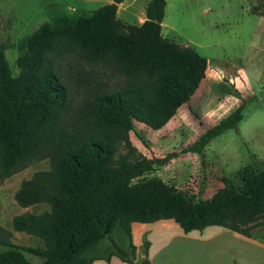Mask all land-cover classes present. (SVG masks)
<instances>
[{"label": "trees", "instance_id": "1", "mask_svg": "<svg viewBox=\"0 0 264 264\" xmlns=\"http://www.w3.org/2000/svg\"><path fill=\"white\" fill-rule=\"evenodd\" d=\"M122 1L111 0L76 19L40 24L18 43L23 51L15 76L5 55L7 45L0 41V181L45 148L50 167L24 179L14 198L22 206L42 201L51 206L11 219L13 230L40 237L44 247L14 242L12 231L0 224V264H91L106 238L122 260L150 264L147 254L134 262L133 221L172 218L185 232L216 224L247 236L256 222H264L259 220L264 217V167L242 175L245 190L209 206L188 203L158 176L133 181L177 154L132 157L129 131L134 120L162 127L199 86L207 59L162 36L166 0H149L140 24L117 17ZM67 51L113 63L126 83L99 92L90 107L71 115L68 87L55 68V58ZM244 107L241 103L206 128L183 151L203 153L212 138L237 127ZM122 145L128 152L119 150ZM116 227L127 234L129 249L113 239ZM24 250L44 260L32 261Z\"/></svg>", "mask_w": 264, "mask_h": 264}, {"label": "rangeland", "instance_id": "2", "mask_svg": "<svg viewBox=\"0 0 264 264\" xmlns=\"http://www.w3.org/2000/svg\"><path fill=\"white\" fill-rule=\"evenodd\" d=\"M107 1L0 0V41L7 45L5 55L12 75L19 73L17 57L23 49L18 47V43L40 24L89 15ZM148 1L123 0L117 7V17L126 24L142 23L146 18ZM254 5H259L260 8L254 10ZM262 12L264 13V0H166L161 22L162 36L194 48L206 57L207 67L205 76L190 99L181 104L162 127L154 129L144 122L134 120L133 129L129 131L133 146L129 152L132 157L138 154L148 157L163 156L171 151L177 154L166 164L155 166L133 181L158 176L172 191L181 193L188 203L201 201L209 206L228 195L245 190L242 175L264 167ZM55 68L69 90L68 112L76 117L91 106L96 94L126 83L125 76L113 63L91 60L75 51L57 56ZM241 103L245 106L244 116L237 127L212 138L203 153L183 151L206 128ZM119 150L128 152V147L122 145ZM49 167L50 157L46 149L41 147L0 181L2 226L12 231L11 217L15 214L39 213L51 208L44 201L22 206L14 198L16 189L24 179L29 178L36 170ZM259 220H264V217ZM170 221L175 226L152 228L145 233L141 230L137 232L135 228V237H132L136 246L135 263L146 254L148 258L149 254L153 256L158 246L166 243L171 236L173 240L168 244L167 250L170 254L178 252L176 255L181 260H189L193 255L191 251L198 244L182 235L196 234L206 227H220L208 225L185 232L176 221ZM132 230L131 223V232ZM13 233L14 242L44 247V241L40 237L18 230H13ZM251 235L264 240V222H256ZM112 237L129 249V239L123 229L116 227ZM113 252L114 248L106 238L96 247L94 254L105 257ZM24 254L35 262L44 260L41 255L28 250H24ZM158 259L157 264H164Z\"/></svg>", "mask_w": 264, "mask_h": 264}, {"label": "crops", "instance_id": "3", "mask_svg": "<svg viewBox=\"0 0 264 264\" xmlns=\"http://www.w3.org/2000/svg\"><path fill=\"white\" fill-rule=\"evenodd\" d=\"M110 1L111 0H108L107 2ZM120 3L121 2H119L118 5ZM168 219L173 220L171 218H161L145 223L140 221H133L132 237H135V228L137 229V232L141 230L143 231V233H145L147 231H150L152 228H167L173 225L174 223H170L171 221H167ZM193 230L194 229L188 232H191ZM198 232H196V234L191 233L182 235L183 237H186L194 241V243L198 244L197 247H194L191 251V253L193 254L191 255V259L181 260V258L177 257L176 255L178 252L175 253V251H173V254H170L167 246L170 241L173 240L171 236L172 239L170 238L166 243H162L158 246L156 251L153 252V256L149 254L150 264H157L159 260L158 258H160V261L164 264H264V240L256 238L252 235H244L238 231L223 226L206 227ZM12 234L14 235L13 230ZM178 234L181 235L179 232ZM91 264L130 263L122 260L116 254H111L109 259L100 256L93 259Z\"/></svg>", "mask_w": 264, "mask_h": 264}]
</instances>
